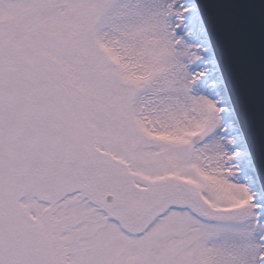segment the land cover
Segmentation results:
<instances>
[{
    "label": "rangeland",
    "instance_id": "1",
    "mask_svg": "<svg viewBox=\"0 0 264 264\" xmlns=\"http://www.w3.org/2000/svg\"><path fill=\"white\" fill-rule=\"evenodd\" d=\"M186 8L0 0V83L23 90L0 109V193L13 195L0 203V264L263 263L217 92L199 79L195 28H177ZM193 193L197 219L168 210ZM149 218L146 252L112 225L137 239Z\"/></svg>",
    "mask_w": 264,
    "mask_h": 264
},
{
    "label": "water",
    "instance_id": "2",
    "mask_svg": "<svg viewBox=\"0 0 264 264\" xmlns=\"http://www.w3.org/2000/svg\"><path fill=\"white\" fill-rule=\"evenodd\" d=\"M198 2L220 62L214 60L221 77L226 68L229 89L264 182V0ZM195 8L203 29L201 13Z\"/></svg>",
    "mask_w": 264,
    "mask_h": 264
},
{
    "label": "bare ground",
    "instance_id": "3",
    "mask_svg": "<svg viewBox=\"0 0 264 264\" xmlns=\"http://www.w3.org/2000/svg\"><path fill=\"white\" fill-rule=\"evenodd\" d=\"M186 2H188V8L186 10L185 13H188V21H191L192 24H196L198 27H200L201 29V25H200V22H199V18H198V15H197V11H196V8H195V5L194 4H189V0H184ZM183 3V1L181 2V4ZM188 21H183L182 22V25H185L187 23H189ZM214 59V58H213ZM209 64V70L208 72H206V74H210L212 73L213 75V78L215 80H217V86H218V89L220 90L221 92V95L226 97L228 96L227 95V89L225 86H223V80H222V77L220 75V72L218 70V67L216 65V62L215 60H210V62H208ZM223 87H225V89H223ZM228 105V104H227ZM225 113H226V116L232 121L233 123V127H232V133L234 135V138H235V141L238 143V152H239V155H240V165L242 168L246 169L248 171L247 176L250 180V184L253 185V188L255 189V191H260L259 193L261 195L264 196L263 192V184L262 182L260 181V178L258 176V168L256 166L255 163H251V159H252V154H250L248 152V148H246L247 144H246V140L242 137V132L240 131V126H238L239 124L237 123V121H235V118L233 117V112H232V108H226L225 110ZM238 124V125H237ZM252 156V157H251ZM252 166H253V170H252ZM256 187V188H255ZM264 264V261L263 263Z\"/></svg>",
    "mask_w": 264,
    "mask_h": 264
},
{
    "label": "trees",
    "instance_id": "4",
    "mask_svg": "<svg viewBox=\"0 0 264 264\" xmlns=\"http://www.w3.org/2000/svg\"><path fill=\"white\" fill-rule=\"evenodd\" d=\"M5 196H6V194H5Z\"/></svg>",
    "mask_w": 264,
    "mask_h": 264
}]
</instances>
